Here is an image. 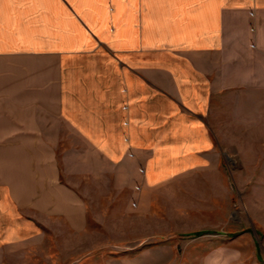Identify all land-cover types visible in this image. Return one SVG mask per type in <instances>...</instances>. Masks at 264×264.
I'll return each mask as SVG.
<instances>
[{
  "label": "crops",
  "instance_id": "1",
  "mask_svg": "<svg viewBox=\"0 0 264 264\" xmlns=\"http://www.w3.org/2000/svg\"><path fill=\"white\" fill-rule=\"evenodd\" d=\"M230 96L264 100V0H0V254L89 230L70 131L153 185L221 161Z\"/></svg>",
  "mask_w": 264,
  "mask_h": 264
},
{
  "label": "rangeland",
  "instance_id": "2",
  "mask_svg": "<svg viewBox=\"0 0 264 264\" xmlns=\"http://www.w3.org/2000/svg\"><path fill=\"white\" fill-rule=\"evenodd\" d=\"M233 98L218 110L229 137L221 161L153 185L70 131L58 154L89 230L13 246L0 264H264V100Z\"/></svg>",
  "mask_w": 264,
  "mask_h": 264
},
{
  "label": "trees",
  "instance_id": "3",
  "mask_svg": "<svg viewBox=\"0 0 264 264\" xmlns=\"http://www.w3.org/2000/svg\"><path fill=\"white\" fill-rule=\"evenodd\" d=\"M196 234H201L200 232L196 233Z\"/></svg>",
  "mask_w": 264,
  "mask_h": 264
}]
</instances>
